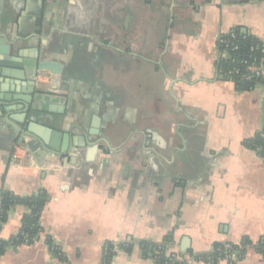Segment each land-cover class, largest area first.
I'll list each match as a JSON object with an SVG mask.
<instances>
[{"label":"crops","instance_id":"obj_1","mask_svg":"<svg viewBox=\"0 0 264 264\" xmlns=\"http://www.w3.org/2000/svg\"><path fill=\"white\" fill-rule=\"evenodd\" d=\"M235 28L264 45V0H0V37L16 47L0 57V191L48 198L38 240L7 248L0 264H101L105 244L121 242L131 250L115 248L111 264H156L141 243L171 237L189 257L264 236V159L243 146L264 134V84L238 92L215 69L217 41ZM37 60L63 70L56 86L46 71L33 82L57 95L49 101L61 114L47 125L60 144L82 146L90 128L100 131L91 163L72 147L70 159L38 166L18 146L10 117L22 112L10 110L31 100ZM26 214L13 207L0 240ZM236 264L264 256L248 250Z\"/></svg>","mask_w":264,"mask_h":264},{"label":"trees","instance_id":"obj_2","mask_svg":"<svg viewBox=\"0 0 264 264\" xmlns=\"http://www.w3.org/2000/svg\"><path fill=\"white\" fill-rule=\"evenodd\" d=\"M235 34V39H230V36L223 35L221 39L227 40L229 42V47L224 45H219L217 43L218 51L227 52L231 57H236L238 60H249L248 51L251 45L254 43H259L260 41L255 37L251 36L247 32H243L240 28H235L232 30ZM246 36L245 39L243 37ZM231 45H237V51H231ZM255 55V53H253ZM219 69L226 70L229 69L230 65L227 61H222L219 64H215ZM264 81H239L235 88L238 92H250L256 88L257 85L261 86ZM243 146L248 150L256 153V155L264 159V134L258 133L253 137L245 140ZM47 195L44 191H39L28 197H17L7 191H0V231L5 224L9 211L15 206H23L27 209V214L23 217L21 228L19 233L9 239L8 241L0 240V257L5 253L7 248L18 247L21 245L29 246L38 240L39 235L42 234L43 230L40 226V215L44 205L47 202ZM146 248L152 249V257L156 264H185L177 263L174 259L167 257V250L173 247V241L171 237H166L162 244L160 245H149L147 243H141ZM46 245L50 252L54 256H58L59 259L62 258L60 255L59 248L52 242L51 239H46ZM107 254L102 257L101 264H111L112 258L115 255L114 249L130 251L132 245L129 242H121L118 244L106 243ZM252 249L253 252L264 256V236H262L256 244H253L247 238H243L238 245H233L230 243H216L212 246L211 250L207 253L201 254H190L189 257L192 258L194 262H203L206 264H218L225 258V253H235L236 260L228 264H236L242 261L247 253V248Z\"/></svg>","mask_w":264,"mask_h":264},{"label":"water","instance_id":"obj_3","mask_svg":"<svg viewBox=\"0 0 264 264\" xmlns=\"http://www.w3.org/2000/svg\"><path fill=\"white\" fill-rule=\"evenodd\" d=\"M243 32L246 31L243 30ZM15 49V45L7 44L5 40L0 37V57H2L4 60H7L11 52L14 54ZM43 71L52 73V87L59 84V78H61L63 75L62 68L58 67L57 65L53 64L48 60H37L34 66L32 67L30 73H28V79L30 82H32L33 85V94L31 96L32 98L31 100L23 99L22 104H20V108L10 110L11 112H22V114L19 115L20 117H10V121L12 123L20 126V129L17 131L20 136L17 141L18 146L26 148V150L34 158L38 166H42L44 164V161L47 156L50 157L59 155L60 157H67L68 159H70V157L68 156V152L72 147H74V149L76 150L86 149L84 160L88 163H91L94 160L96 152L99 150V146L95 144V138L99 137L100 131L94 128H90L86 133V141L82 146H70L69 144H60V140L62 138L65 139V137H63V135L56 132L49 125H47V122L52 121V116L61 114V109H55V107L51 104V101H49L50 97L57 95L51 91V88L50 90H46L41 87H38L36 89L34 88V79L36 78L39 72ZM35 94L37 95V97H34ZM34 103H45L46 109L41 111L37 109L36 105L34 106ZM28 106L30 107L29 109ZM25 108H27V111H36L47 115L48 117L44 120L46 121V123L39 121L34 116L29 117L28 112H24ZM140 248L144 250L145 246L142 245L140 246ZM188 249L189 248L186 245H182L180 247L181 255L188 252ZM151 251L152 249L149 248V257L152 256Z\"/></svg>","mask_w":264,"mask_h":264},{"label":"built area","instance_id":"obj_4","mask_svg":"<svg viewBox=\"0 0 264 264\" xmlns=\"http://www.w3.org/2000/svg\"><path fill=\"white\" fill-rule=\"evenodd\" d=\"M230 36V39H235V34L230 31L229 33L225 34ZM223 36V35H222ZM219 37L217 43L219 45H224L226 48L229 47V42L227 40L221 39ZM246 36L243 37L245 39ZM231 51H237L238 46L237 45H231L230 48ZM255 53V55L253 54ZM249 60H238L236 57H231L228 55L227 52H220L218 51V56L216 59V64L221 63L222 61H227L229 63L230 67L226 70H221L219 67L215 65L216 73L218 77L224 81H227L234 86L237 85L239 81H264V45L260 41L259 43H254L250 46L248 51ZM256 87H259L257 85ZM1 225V224H0ZM40 236V235H39ZM36 242V241H35ZM257 243V242H256ZM253 243V244H256ZM248 250H252L247 248ZM247 250V251H248ZM107 254V247L104 246L103 249V255L105 256ZM167 257H170L174 259V261H177V263L184 262L185 264H189L193 262L191 257L183 256L181 257L177 252H174L172 250V247H170L167 250ZM236 260V254L235 253H225V258L221 262H225L226 264L233 262Z\"/></svg>","mask_w":264,"mask_h":264}]
</instances>
